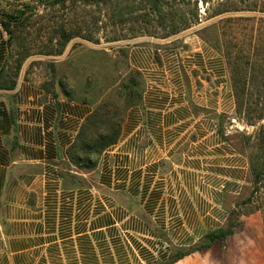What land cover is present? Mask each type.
<instances>
[{
    "label": "crops",
    "instance_id": "1",
    "mask_svg": "<svg viewBox=\"0 0 264 264\" xmlns=\"http://www.w3.org/2000/svg\"><path fill=\"white\" fill-rule=\"evenodd\" d=\"M11 3L0 0V12ZM8 38L0 24V73L12 54ZM159 42L127 48L141 101L96 170L77 174L83 184L59 164L91 102L67 97L58 76L28 62L15 88L0 91V264H161L224 226L248 162L220 128L235 107L223 58L199 38L182 51ZM63 55L48 58L59 64ZM255 255L243 260L264 264V253Z\"/></svg>",
    "mask_w": 264,
    "mask_h": 264
},
{
    "label": "trees",
    "instance_id": "2",
    "mask_svg": "<svg viewBox=\"0 0 264 264\" xmlns=\"http://www.w3.org/2000/svg\"><path fill=\"white\" fill-rule=\"evenodd\" d=\"M39 4L45 14L39 19H45L46 24L38 29L37 36L41 38L42 33L45 41L37 54L49 57L61 56L74 39L93 45L139 37L166 40L213 20L198 30L201 34L211 31L213 42L201 34L198 36L214 50L225 49L222 53L229 68L234 114L247 126H256L264 121V56L257 48L260 45L264 51V0H39ZM12 7L9 11L0 12V24L9 37L8 45L11 50L15 48L7 67L0 73V91L15 88L23 63L32 55L26 43L30 33L25 31L35 25L33 19L39 17L36 7L31 4H13ZM239 30L245 37L237 43L236 32ZM122 53L127 55V52ZM59 85L67 97H72L63 84ZM43 87H53V83ZM142 87L141 74L132 69L118 86L111 89L118 101L106 97L94 106L67 148L66 162L59 164L63 175L85 183L77 174L94 172L101 154L117 143L124 114L140 103ZM220 128L223 131L222 124ZM226 138L230 141L229 136ZM237 138L254 152L249 166L252 191L241 203L243 207L250 206V210L252 198L260 193L258 185L264 179V124H260L253 135L237 133ZM258 199L261 200L260 194ZM241 211L232 209L223 227L207 232L191 246L172 250L161 264H175L193 253L208 251L215 244L221 249L222 264H229L227 241L244 228L240 218L245 213Z\"/></svg>",
    "mask_w": 264,
    "mask_h": 264
},
{
    "label": "rangeland",
    "instance_id": "3",
    "mask_svg": "<svg viewBox=\"0 0 264 264\" xmlns=\"http://www.w3.org/2000/svg\"><path fill=\"white\" fill-rule=\"evenodd\" d=\"M22 3H28L36 7L37 14L39 15V17L33 19V23H35V25L27 28L25 31L26 33H30V35H27L26 43L29 44L30 53L32 54L25 60V62L29 63L28 66L35 67L36 70L40 71V73L42 71V67L50 69L54 76H58L60 78V84H63L64 89L69 92V95L75 99H85V101L91 102L93 108L101 99L106 97H108V99L111 98L118 101L114 91H111V89L118 86V84L128 76L129 71L132 70L127 65L126 56L123 55V51L127 52L128 47L134 45L135 43L143 44L146 40L164 41L149 37H139L116 43L101 42L99 45H93L84 40L74 39L66 47L64 55L62 54L63 57L60 63L54 64L52 63V60L48 58L49 56L37 54L41 43L45 41L42 33L41 38L38 37L39 35L37 36L38 29L46 24L45 19H39L40 16L45 15L43 14V6L39 4V0H27L18 3L13 1L11 6L13 4L19 6ZM241 15L246 14L242 13ZM212 22L213 20L204 22L200 26L193 27L190 30L182 32L166 40H171L170 45L180 48L181 51L188 50L196 44V38H199L198 35L201 34L198 30L201 27L208 26ZM201 35L207 38L210 42H213L214 40L211 31ZM243 37L245 36L242 31L239 30V32H236V38L238 39L237 43H240ZM160 42L154 46L159 47L158 44H161ZM205 43L210 46L207 42ZM238 46L241 47V44H238ZM230 47H233V45ZM257 48L260 54L264 56V53H262L264 51L261 50L260 45H257ZM14 50L15 48L12 47L13 52ZM214 51L219 53L223 58L229 87L231 89L229 68L227 67L225 57L222 53L225 49L222 47L220 50L215 49ZM31 59L32 61H30ZM25 62L23 64H25ZM50 65H53V67H50ZM219 123H222L224 131L227 132L231 145L235 148V150L240 152L248 162V174L241 193L237 196L229 198L226 203L227 214L234 208L242 210L241 212L245 213L240 218L244 224V228L241 232L228 239L226 253L228 258L231 259L229 262L230 264H256L258 262L253 261V258H250L251 260L243 259L247 254H257L260 256V254L264 253V204H262L264 203V201H262L264 200V179H262L258 185L261 188L260 193H258V195L254 194L252 198V208L249 210L248 208L250 206L243 207L241 203L252 191L249 166L251 155L254 154V152L251 147H245L240 143V140L237 138V133L253 135L256 128L260 124H264V121H261L256 126H247L241 118L237 117L233 113V115L228 119L224 118L222 121L219 120ZM259 194L261 198L260 201H262V203L257 201L259 200ZM238 205L239 207H237ZM220 259L221 249L218 244H215L214 247L208 251L205 257L198 258L197 261L189 264H222V260Z\"/></svg>",
    "mask_w": 264,
    "mask_h": 264
}]
</instances>
